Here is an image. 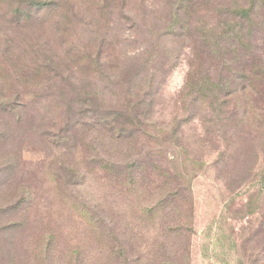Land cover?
Wrapping results in <instances>:
<instances>
[{
  "label": "rangeland",
  "instance_id": "374dc122",
  "mask_svg": "<svg viewBox=\"0 0 264 264\" xmlns=\"http://www.w3.org/2000/svg\"><path fill=\"white\" fill-rule=\"evenodd\" d=\"M43 1L0 0V264H264V0Z\"/></svg>",
  "mask_w": 264,
  "mask_h": 264
},
{
  "label": "trees",
  "instance_id": "16d2710c",
  "mask_svg": "<svg viewBox=\"0 0 264 264\" xmlns=\"http://www.w3.org/2000/svg\"><path fill=\"white\" fill-rule=\"evenodd\" d=\"M43 1V0H42ZM44 5L43 6H37L38 9H44V10H47L49 9V4L44 2ZM243 11H245V16H248V14L250 13L251 11V8H243L242 9ZM250 15V14H249ZM252 20V19H251ZM259 26L263 29L264 28V22H261L259 24ZM260 42H261V46L263 47V49L261 50L262 51V55H263V58L260 59V62L258 64V67H260V73L261 75L260 76V83L261 85H264V76L262 73H264V34L260 37ZM198 50H192V52L190 53V57H191V60H190V63H189V68H188V73H187V77L186 79V83H185V87L189 86V82L191 81V78L194 76V74H196V72H199V70L201 69V62H198L199 61V54L197 53ZM259 74V73H258Z\"/></svg>",
  "mask_w": 264,
  "mask_h": 264
}]
</instances>
